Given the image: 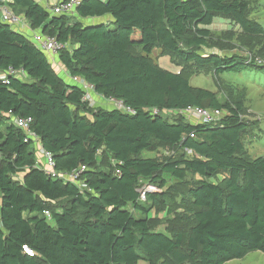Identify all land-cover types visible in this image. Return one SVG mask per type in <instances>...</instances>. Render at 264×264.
<instances>
[{"label": "trees", "instance_id": "obj_1", "mask_svg": "<svg viewBox=\"0 0 264 264\" xmlns=\"http://www.w3.org/2000/svg\"><path fill=\"white\" fill-rule=\"evenodd\" d=\"M7 6L64 46L58 61L71 77L134 114L89 107L28 34L0 21V71L25 75L0 80V264H225L264 254V155L250 157L241 138L254 123L241 119L240 102L222 103L152 60L158 50L182 68L263 76L264 65L242 55L202 53L216 17L245 37L264 36L246 0H84L69 16L34 0ZM101 17L110 20L83 23ZM187 107L224 116L200 125L151 111ZM14 119H31L55 171L85 167V188L49 177ZM160 147L182 154L142 157ZM188 175L198 179L177 191ZM165 176L177 182L172 196ZM145 185L158 191L141 202ZM156 212L173 215L163 229L155 228Z\"/></svg>", "mask_w": 264, "mask_h": 264}, {"label": "rangeland", "instance_id": "obj_2", "mask_svg": "<svg viewBox=\"0 0 264 264\" xmlns=\"http://www.w3.org/2000/svg\"><path fill=\"white\" fill-rule=\"evenodd\" d=\"M248 4V15L250 18L256 20L264 28V0H246ZM211 38L209 40V47L202 51V53L214 52L221 55L237 54L246 57L247 59H257L264 63V36L259 38L245 37L237 26L229 20L216 17L213 24L210 26ZM170 54H162L160 51L155 50L152 53L153 62L157 63L160 68L168 72H182L186 76L193 87L202 88L215 93L218 99L223 103L225 101L240 102L242 111L240 117L243 121L254 123L251 127L241 136L242 143L246 153L252 157H259L264 155V75L259 74H237V75H214L207 70L201 72L190 65H179L172 60ZM55 65V64H54ZM264 65V64H263ZM56 68V66H55ZM58 73L66 81L67 78L62 75L59 66L56 68ZM73 85V84H72ZM93 97V96H92ZM91 97L93 106H97L95 98ZM99 107V106H97ZM114 105L110 102L103 101L100 108L113 109ZM167 117H174L172 114H167ZM193 123V121L189 120ZM182 154V151L176 148L160 147L156 151L142 153L143 158L155 159H169L176 158ZM101 158L99 159V161ZM38 164L45 167V162L38 155ZM222 176H220L221 178ZM167 186L165 191L169 194L173 193L171 188H175L177 182L165 176ZM198 178L188 175L186 181L177 187V191L185 189L190 183H193ZM186 184V186H184ZM147 187V186H146ZM143 187L142 191L146 188ZM170 187V188H169ZM179 189V190H178ZM163 190H161L162 192ZM171 196L173 194H170ZM175 201L179 199L176 197ZM170 203H173L172 201ZM131 211L133 209H130ZM176 210L174 209L175 213ZM133 215L138 217V214L133 211ZM166 213H154L157 222V229H163L167 222L171 220L169 216L166 220ZM225 264H264V254L254 252L243 259L229 261Z\"/></svg>", "mask_w": 264, "mask_h": 264}, {"label": "built area", "instance_id": "obj_3", "mask_svg": "<svg viewBox=\"0 0 264 264\" xmlns=\"http://www.w3.org/2000/svg\"><path fill=\"white\" fill-rule=\"evenodd\" d=\"M9 0H0V21L12 29L16 31H20L22 33H25L24 30L28 31V37L30 41L36 45V47L43 51L48 56H57L59 51L64 48V46L55 38L46 36L42 34L40 30H32L27 23V21L24 19V17L20 15H16L11 8L7 6V2ZM37 4L41 5L45 10L50 11L53 15H74L76 12V9L81 5V3L84 0H34ZM102 2H105L106 0H101ZM26 34V33H25ZM249 61L251 59H248ZM255 63L258 65H263L260 60L252 59ZM58 67V66H57ZM62 75L67 78V82L70 84H73L77 86L82 92V102H85L89 107L94 108L91 97H95L96 94L93 90V87L87 84L83 79L80 77H71L67 72L64 73L62 70ZM9 77H19V78H25V75L21 71H17L14 69L9 68L6 71H0V80L2 82H6ZM92 97V98H93ZM101 98V97H100ZM103 99V98H101ZM104 101L110 102L114 107L113 109L119 110L123 113L127 114H134V111H132L130 108L126 107L124 103L120 100H114V99H103ZM96 107V106H95ZM154 115H162V114H172V115H181L186 117L188 120L193 121L194 124H213L218 122L223 116L224 112L222 110L218 109H205L200 107H187L183 110H176V111H163L159 112V110L153 109L151 110ZM15 125L20 128L26 135L28 141L32 142V145L34 148H36L37 151V165L38 164V155L42 157V159L45 162V167H42L44 169L45 173L53 178L58 179L63 182H69L71 184L76 185L79 189H84L85 184L79 180L80 174L85 171V167L81 166L80 168L73 170L70 173H62L57 172L54 170V163L52 162V157L49 153L45 152L42 147L40 146L37 137L30 132L29 125L31 123V119H14ZM190 137H194V135H190ZM147 186V187H146ZM146 187L143 191L142 188ZM158 189L151 185H145L142 186L141 189L138 191L140 194V201H145V196L147 193H153L157 192ZM45 215L48 217V213H45ZM25 252L28 254L30 253L25 249Z\"/></svg>", "mask_w": 264, "mask_h": 264}, {"label": "crops", "instance_id": "obj_4", "mask_svg": "<svg viewBox=\"0 0 264 264\" xmlns=\"http://www.w3.org/2000/svg\"><path fill=\"white\" fill-rule=\"evenodd\" d=\"M19 15L23 17V15H21V14H19ZM109 20H110V19H109L108 17L92 18V19H88V20L83 21V23L86 24V25H89V24L94 25V24H99V23H105V22H107V21H109ZM26 30H27V29H26ZM26 30H24V32H25L26 34H28L29 32L26 31ZM47 57H48V59H49L51 62H53V63L55 64L56 68H57V66H59V68H60L64 73H66V71L62 68L61 64H60L59 61H58V56H54V57H52V56H48V55H47ZM94 98H95V101L97 102V106L100 107V104L103 103L104 100L101 99V98H100L99 96H97V95H96ZM97 106H96V107H97Z\"/></svg>", "mask_w": 264, "mask_h": 264}]
</instances>
